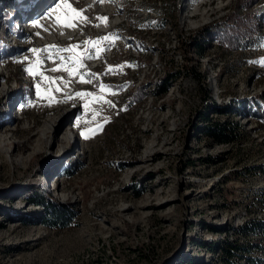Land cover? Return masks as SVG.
Returning a JSON list of instances; mask_svg holds the SVG:
<instances>
[{
    "label": "rangeland",
    "instance_id": "rangeland-1",
    "mask_svg": "<svg viewBox=\"0 0 264 264\" xmlns=\"http://www.w3.org/2000/svg\"><path fill=\"white\" fill-rule=\"evenodd\" d=\"M45 1L0 0V264H264V0Z\"/></svg>",
    "mask_w": 264,
    "mask_h": 264
},
{
    "label": "bare ground",
    "instance_id": "bare-ground-1",
    "mask_svg": "<svg viewBox=\"0 0 264 264\" xmlns=\"http://www.w3.org/2000/svg\"><path fill=\"white\" fill-rule=\"evenodd\" d=\"M47 1H49V0H46L45 2H47ZM47 4H49V3L48 2L45 3V5H47ZM96 9L99 10L100 13H102V14L114 15L116 12L113 9H111V6H109V4H107V3L101 5V7L96 8ZM52 16H54V14H50V18L45 17L40 21H37V20L31 21L33 23L31 25H29V27L31 26V28H32L31 32L33 33V35L35 37L48 39L51 36H55L53 31H55L57 34H59L61 32L65 35V32H67V34H70V35L75 34L76 35V33L78 32V29H80V27L76 23H73L75 25L74 27H68V29L64 30V29H62V27L60 25L57 26L55 24V23H57V21L55 23H53V21L51 19ZM113 17L115 18V16H113ZM115 20H116V18H115ZM119 21H110L109 23L108 22L102 23V25H101L102 29L101 30H104L106 32L109 28L115 27L116 25L120 24L121 22L117 23ZM52 69L54 70V73H55V67H53ZM56 74L57 73H55L54 75H56ZM57 75H60V74H57ZM65 83H66V81H64V79H63V86H65L64 85ZM63 86H59L58 89L63 88ZM8 90H9L8 86H3L1 88L0 92H1V94L8 95V92H9ZM72 92L73 91H69V93H71V94H72ZM19 104H22V103H19ZM92 109H94V108H92ZM20 110H23V109H19V111ZM53 110H55L54 107H53ZM90 110H91V106H88V107L83 109V111H82L83 115L79 119L76 120L74 125L72 127H70L69 130H67L65 137H64L65 141L73 139L74 137L76 138L77 132L79 131V128L86 124L88 117H89L88 112ZM75 112H77V111L75 110ZM66 113L67 112H65V114ZM18 116L16 117V119H20ZM60 118L61 117H54V118L47 120V123L45 124V127H44L45 129H44V133H43L44 136L43 137L47 138V135L53 133V131L55 129H56V131L59 130V124L57 126V122H58V120H60ZM69 121H70L69 116H66L64 119L60 120V123L65 125ZM3 126H5V125H3ZM0 142H2L4 144V142L1 139H0ZM0 149H2V147H0Z\"/></svg>",
    "mask_w": 264,
    "mask_h": 264
},
{
    "label": "trees",
    "instance_id": "trees-1",
    "mask_svg": "<svg viewBox=\"0 0 264 264\" xmlns=\"http://www.w3.org/2000/svg\"><path fill=\"white\" fill-rule=\"evenodd\" d=\"M10 16L11 15H9V17ZM238 33H240V31H238L236 29L235 30L231 29L227 26H223V28H220V29L218 28L217 31H215V32H214V30L212 32H209L206 35V37L210 36L213 38H217L222 43L229 45V47L240 48L241 46L235 45L238 42V41L236 42V35ZM201 46L199 45L200 50H198V52L200 55H204L205 49ZM169 88H170V84L167 81H165V84L160 86V90H159L158 94L163 95V94L167 93ZM213 128L216 130H214ZM213 128H210V129H212V130H210V134L213 135L221 143L231 142L234 138L228 136L229 135L228 133H231V132L236 133L238 130V129H235V130L232 129V131H231L223 125L215 126ZM51 205H53V203H50V206ZM52 209H54V206L52 207ZM65 213L66 212L64 209L60 210V211L53 210V214H52L53 215V217H52L53 225L60 226V227L66 226L67 220L64 219L65 218L64 216H66ZM249 224H251V223H249ZM249 224H247V227ZM249 228H252V230H251L252 233L257 232L258 234H260L261 236L264 237V220L253 221L252 225ZM243 229H247V228H243ZM240 250L242 251L244 249H242L241 246H238L236 244L235 245L234 244H228L225 247V252L229 257H234L235 252L240 251ZM261 263H263V261H261Z\"/></svg>",
    "mask_w": 264,
    "mask_h": 264
},
{
    "label": "snow or ice",
    "instance_id": "snow-or-ice-1",
    "mask_svg": "<svg viewBox=\"0 0 264 264\" xmlns=\"http://www.w3.org/2000/svg\"><path fill=\"white\" fill-rule=\"evenodd\" d=\"M66 7H68L72 13H75L78 18H80L82 21H85L86 22V19L87 18L86 17H83L81 13H77L75 9H71V5L70 4H67L66 3ZM65 26H67V27H74L75 25L69 19V21L65 24ZM33 51L35 52L36 50H33ZM28 71H32V70L31 69H28Z\"/></svg>",
    "mask_w": 264,
    "mask_h": 264
}]
</instances>
